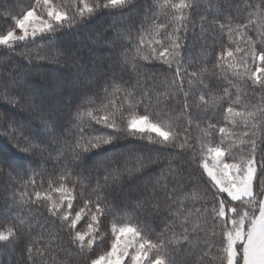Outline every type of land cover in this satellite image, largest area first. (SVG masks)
<instances>
[{
	"label": "trees",
	"instance_id": "16d2710c",
	"mask_svg": "<svg viewBox=\"0 0 264 264\" xmlns=\"http://www.w3.org/2000/svg\"><path fill=\"white\" fill-rule=\"evenodd\" d=\"M49 2L69 18L85 3L93 12L0 45V232H17L12 243L0 242V264H31L29 246L36 264L38 252H46L47 264H91L123 226L149 243L169 241L165 264H226L225 225L212 217L220 199L247 205H229L202 160L219 146L230 162H241L245 133L264 126L257 119L264 90L250 79L264 63L250 57L264 50V9L249 6L260 0H132L111 8L95 7L107 0ZM193 3L196 12L182 7ZM28 10L46 17L48 6L0 0V36ZM256 77L264 78V68ZM142 92L151 103L137 108L132 98ZM145 114L169 131L167 141L130 134L129 120ZM105 118L122 131L107 128ZM110 135L119 138L90 147Z\"/></svg>",
	"mask_w": 264,
	"mask_h": 264
},
{
	"label": "snow or ice",
	"instance_id": "6c2138e0",
	"mask_svg": "<svg viewBox=\"0 0 264 264\" xmlns=\"http://www.w3.org/2000/svg\"><path fill=\"white\" fill-rule=\"evenodd\" d=\"M132 0H107L106 3L97 4L95 7L111 8L117 5L126 6L130 4ZM43 4L48 6V17L51 21L55 22L56 25H61L62 22L74 23L77 19V16H82L85 11L88 13L93 12V8L89 7L87 3L84 4L82 8H79L78 12H73L71 18H69L67 13H62L55 10L49 0H43ZM251 8H261L264 9V0H260L259 4H250ZM173 7H176L173 5ZM182 7L190 8L193 12L198 10V5L193 3L189 5H182ZM34 17V10H28L23 15L21 19H18L16 24L22 30L23 35L15 36L12 31H8L6 35L0 36V45L11 46L10 42L14 41H23L28 37L36 36L38 31L53 30V23H50L48 20L41 19L39 21L40 27L32 25L31 33L28 32L27 25L31 22ZM181 22H183V17H181ZM179 31V29H178ZM183 46L180 43L174 44L175 58L179 59L180 49ZM163 55V53H161ZM231 55V53H229ZM250 57L253 61L259 60L264 62V50L259 52L250 51ZM169 67L171 63L169 62ZM264 68V63L255 69L251 73L250 79L252 81V86L255 88L258 84L260 90H264V78L256 77V73L260 72ZM179 74V71L177 70ZM183 81L181 80L180 84L177 85L178 92L184 93L183 108L185 112L190 116L191 115V105L187 103L189 96L186 91H184ZM203 99V97H201ZM137 108L143 107L144 105L151 103V93L147 92L141 93V98L137 101L135 97L132 98ZM229 112L233 111V108L230 106L228 108ZM259 112L258 120L264 121V109H257ZM238 115L240 113H237ZM249 116H254L255 113L249 112ZM148 120L147 114L141 115L138 120L133 119L128 122L127 127L135 131H143V127H138L142 122ZM101 123V121H97ZM104 125L107 128L113 129L116 133L122 131V129L117 125L115 120H108L105 118L103 121ZM147 127L159 133L165 141L169 138V133L162 131L157 125L149 124ZM191 125L185 130V136L188 135ZM210 129H214L215 125L209 124ZM19 130V129H17ZM220 133H224L225 129L223 127L219 128ZM260 133L258 136L257 133ZM247 137L246 140L241 141V150H247V158L243 159L239 163H227L222 159L224 155V150L217 146L209 151L213 152L212 157V166L209 167L207 163L203 165L204 170L207 172L208 176L211 178L215 186L218 187L220 193H227V197H230L231 200L228 202L229 205L233 201H239L247 207L237 206H227L223 199L218 201V211H216L215 216L212 217V222L215 223L216 220L220 219L221 222L225 225L224 231L227 235V246L224 249L226 253V264H264V126L257 128L256 125H253V130L251 133H245ZM23 138V137H22ZM119 136L110 135L108 138H97L94 144H91L92 148L102 147L104 144H110L113 140L118 139ZM174 146V145H173ZM35 148H39V145H34ZM181 148L184 147L183 144L180 145ZM229 147H232L231 145ZM259 155V160L257 156ZM259 166V173H258ZM259 187V191H255L256 187ZM36 196L39 198L40 193L37 192ZM215 196V194H214ZM53 209L56 208V205L53 204ZM215 207V206H214ZM98 212L101 211L98 206L96 209ZM191 216V213H189ZM197 218H201L202 213L200 209H196ZM66 218V217H65ZM76 219H79V213H77ZM207 219H205V224H207ZM21 221V226H22ZM75 221L69 222V227H73ZM185 233H187V218L184 223ZM200 226L197 225V228ZM196 229H193L195 231ZM131 228H121L120 234L116 238V243L112 245V250L108 253L109 258L105 261L104 257H101L99 260H93L91 264H122L124 257L128 255V248L131 246V242H126L124 246L120 247L121 236L126 232H133ZM204 231V229H200ZM17 234L13 228L5 232H0V242H4V246L12 243L13 241L10 237H14ZM213 235H215L213 233ZM77 236L81 242L84 241L83 235L77 233ZM185 240H188V236H185ZM71 243V242H70ZM89 244L92 243L91 240L88 241ZM170 242L166 240H160L157 243H149L145 240L139 245V249L134 252L131 257L133 264H165V260L162 256L167 255L166 249L169 246ZM207 246V242H206ZM33 247L29 246L27 248L28 260L31 264H36V260L33 256ZM119 252V255L117 253ZM152 253L149 257V253ZM40 256L39 264H47L44 257L46 252H38ZM167 264H176L175 260L169 258Z\"/></svg>",
	"mask_w": 264,
	"mask_h": 264
},
{
	"label": "rangeland",
	"instance_id": "374dc122",
	"mask_svg": "<svg viewBox=\"0 0 264 264\" xmlns=\"http://www.w3.org/2000/svg\"><path fill=\"white\" fill-rule=\"evenodd\" d=\"M41 19L48 20L50 23H53V25L55 24V22L51 21L50 18L48 17V12H47L46 17H41V16H39L36 12H34V17L32 18L31 22L27 25V29H28V32H29V33H31V31H32V25H35V26L38 27V28L40 27V23H39V21H40ZM47 31H49V30H45V31H42V32H41V31H38L36 35H39V34L45 33V32H47ZM12 32L14 33L15 36L23 35L22 30L17 26V24H16V27L12 30ZM31 37H33V36L29 35L28 37H26V39L31 38ZM26 39H25V40H26ZM23 41H24V40H23ZM14 42H17V41H14ZM14 42H10V44H12V43H14ZM87 43H89V42L87 41ZM133 119L138 120L139 117H132L129 121H131V120H133ZM149 124H155V125H157L162 131H164V132H168V133H169V131H168L166 128H164V127H162V126H159L158 124H156V123H154V122H151L150 120H146V121L142 122V124L138 125V127H143L144 130H143V131H136V132L148 133V134H154V135L160 137L161 139H164L159 133L150 130V129L147 127V125H149ZM130 130H131V129H130ZM132 131H133V130H132ZM169 137H170V133H169ZM213 154H214L213 152H210L208 155L204 156V159L202 160V168H203V170H204L203 165H204L205 163H207V164L209 165V167L212 166V157H213ZM222 159L224 160V162H227V163H234V162H230V161L225 157V152H224V155H223ZM257 170H258V169H257ZM204 173H205V174L207 175V177L211 180V178L208 176V174H207V172H206L205 170H204ZM211 181H212V180H211ZM212 183H213V182H212ZM213 185H214V183H213ZM214 186H215V185H214ZM215 188L218 190V187H217V186H215ZM254 190H255V189H254ZM218 191H219V190H218ZM223 194H225V195L227 196V193H223ZM228 199L231 200L230 197H228ZM238 202H239V201H233L232 203H238ZM121 228H131V229H133L132 227H129V226H123V227L115 228V230H114V240H113V242H112V245H113L114 243L117 242V241H116L117 236L121 235V234H120V229H121ZM133 230H134V229H133ZM129 241L131 242V246L128 248V255H127L126 257H124V259H123V261H122V264H133V262H132V260H131V257H132V255L134 254V252H135L136 250L139 249V245H140L141 243L144 242V240H143V238L141 237V235H140L139 233H137L135 230H134L133 232H126V233H124V234L121 236L120 247L122 248V247L124 246V244H125L126 242H129ZM112 245H111L109 251H108L106 254H104L103 256H101V257H104V258H105V261L109 258L108 253L111 252V250H112ZM117 255H119V252L117 253ZM101 257L97 258V260H99ZM149 257H151L150 253H149ZM145 264H147V260H145Z\"/></svg>",
	"mask_w": 264,
	"mask_h": 264
}]
</instances>
